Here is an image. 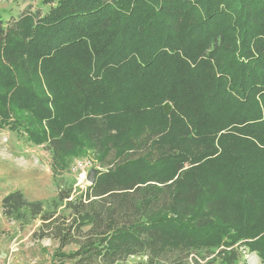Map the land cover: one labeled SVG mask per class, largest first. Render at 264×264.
<instances>
[{
  "label": "trees",
  "instance_id": "1",
  "mask_svg": "<svg viewBox=\"0 0 264 264\" xmlns=\"http://www.w3.org/2000/svg\"><path fill=\"white\" fill-rule=\"evenodd\" d=\"M40 1L0 20V128L104 170L3 215L60 264L264 263V0Z\"/></svg>",
  "mask_w": 264,
  "mask_h": 264
},
{
  "label": "rangeland",
  "instance_id": "2",
  "mask_svg": "<svg viewBox=\"0 0 264 264\" xmlns=\"http://www.w3.org/2000/svg\"><path fill=\"white\" fill-rule=\"evenodd\" d=\"M48 9L40 0H0V20L8 26L26 12ZM80 161L91 165L84 171L75 170L76 162ZM53 162L46 143H34L23 130L14 132L0 128V264H60L56 261L59 244L34 237L40 220L22 227L7 219L2 210V200L11 192L21 191L30 201L50 202L57 195L58 180H72L75 189H85L90 185L91 170H104L92 151L69 156L65 169L64 164L63 168L60 165L55 168ZM242 250L241 264H264L256 250L245 247ZM141 262V258H132L125 264Z\"/></svg>",
  "mask_w": 264,
  "mask_h": 264
},
{
  "label": "built area",
  "instance_id": "3",
  "mask_svg": "<svg viewBox=\"0 0 264 264\" xmlns=\"http://www.w3.org/2000/svg\"><path fill=\"white\" fill-rule=\"evenodd\" d=\"M90 165H91L90 162H82V161H80V162H76V165H75L74 169H75V170H82V171H84V170H86Z\"/></svg>",
  "mask_w": 264,
  "mask_h": 264
},
{
  "label": "water",
  "instance_id": "4",
  "mask_svg": "<svg viewBox=\"0 0 264 264\" xmlns=\"http://www.w3.org/2000/svg\"><path fill=\"white\" fill-rule=\"evenodd\" d=\"M98 170L94 169V170H91L90 174H89V177H88V182L90 183V185H93L96 181V176L98 174Z\"/></svg>",
  "mask_w": 264,
  "mask_h": 264
}]
</instances>
